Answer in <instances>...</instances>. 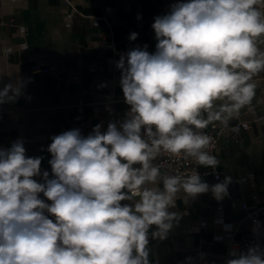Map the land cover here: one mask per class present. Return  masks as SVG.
Segmentation results:
<instances>
[{"label": "clouds", "instance_id": "obj_1", "mask_svg": "<svg viewBox=\"0 0 264 264\" xmlns=\"http://www.w3.org/2000/svg\"><path fill=\"white\" fill-rule=\"evenodd\" d=\"M151 27L155 51L137 46L116 62L125 118L106 130L98 123L87 136L78 128L53 135V178L41 171L43 157L26 155L23 138L0 148V264H152L150 236L164 240L178 224V194L186 202L228 196L230 176L209 185L198 171L162 174L154 161L167 153L219 166L208 151L212 137L201 130L227 125L255 97L264 0H176ZM25 88L22 78L4 84L0 105ZM229 256L226 264H264L259 245Z\"/></svg>", "mask_w": 264, "mask_h": 264}, {"label": "crops", "instance_id": "obj_2", "mask_svg": "<svg viewBox=\"0 0 264 264\" xmlns=\"http://www.w3.org/2000/svg\"><path fill=\"white\" fill-rule=\"evenodd\" d=\"M175 2L0 0V88L21 78L26 81L16 102L0 105V148L23 138L26 155L43 157L41 171L53 178L47 151L53 135L78 128L87 136L98 123L106 130L109 121H122L129 106L116 67L120 56L114 50L136 32L134 44L154 52V17L168 13ZM35 61L44 62L49 71L30 72ZM252 82L256 94L251 104L230 120V125L240 124L239 129H229L220 138L215 154L220 161L216 169L239 185L229 184L228 196L220 202L211 192L188 202L178 194L172 209L181 214L178 224L164 240L150 236L152 264H189L186 258L193 260L198 251L221 257L230 227L245 213L229 207L231 196L237 192L249 206L264 204V72ZM34 179L43 182L42 176ZM223 180L209 177L205 182ZM40 198L51 203L43 194Z\"/></svg>", "mask_w": 264, "mask_h": 264}, {"label": "built area", "instance_id": "obj_3", "mask_svg": "<svg viewBox=\"0 0 264 264\" xmlns=\"http://www.w3.org/2000/svg\"><path fill=\"white\" fill-rule=\"evenodd\" d=\"M143 47V45H139ZM137 47L133 41L129 40L128 36H125L121 40L120 46L114 50V52L120 56V54L127 52L129 49ZM149 51V49L147 48ZM150 52V51H149ZM49 69L42 61H35L30 66V72H48ZM240 124L230 125V121L227 125H223L220 122H214L209 124L205 129L201 130L205 134L212 137V143L208 151L215 155L220 138L229 129H239ZM156 165L161 168V173H167L172 175L178 174H190L193 171H198L204 181L207 178L219 180L226 176L222 171L217 169H204L200 170L199 165L191 158L176 157L167 153L161 154L156 159ZM240 181L232 178L230 185L237 187ZM231 209L243 210L244 216L235 222L230 227V233L226 240L224 254L221 257H210L203 251H198L194 256L190 264H226V261L230 259L229 252L234 248H237L241 252L247 251L250 246L259 245L261 249H264V204L261 206H249L246 201L238 194L234 193L228 201ZM49 215L50 219L55 220L53 216ZM237 232H239L237 234ZM200 243L205 244V238H200Z\"/></svg>", "mask_w": 264, "mask_h": 264}]
</instances>
